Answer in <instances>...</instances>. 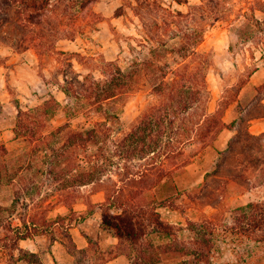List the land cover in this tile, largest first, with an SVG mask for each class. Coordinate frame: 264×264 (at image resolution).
<instances>
[{
    "label": "rangeland",
    "instance_id": "1",
    "mask_svg": "<svg viewBox=\"0 0 264 264\" xmlns=\"http://www.w3.org/2000/svg\"><path fill=\"white\" fill-rule=\"evenodd\" d=\"M151 1L148 4L145 0H95L82 7L75 0H51L36 23L20 14L16 5L0 11H7L10 17L8 22L0 24V204L7 206L1 214L0 231L4 235L6 226L21 224V215L36 219L41 229L51 231L41 230L35 237L41 257L50 247L53 231L70 254L63 264H104L111 255L106 240L110 235L96 231L91 249L80 250L72 238L69 223L82 222L81 216L95 208L91 203L105 200L111 183L109 175L117 185H124L118 174L123 171V161L106 157L103 182L65 187L64 175H59L57 170L52 172L49 158L25 156L31 144L16 137L13 131L20 106L34 108L53 95L61 102L52 119L54 125L69 121L76 129L91 127L106 119L105 114L90 112L92 106L86 100L69 98L60 83L78 78L83 81L88 73L103 77L106 65L115 61L134 77V87L129 93L109 104L124 126V131L115 136L123 135L155 97V76L146 67L153 56L152 48L163 54L157 62L174 67L178 63L175 54H164L173 49L192 51L195 30L203 28L199 50L204 54V61L192 57L187 61L206 71L211 90L210 110L226 100L224 118L231 122L240 114V101L247 120L264 117V90H257L259 83H264V0ZM202 4L206 12L200 10ZM160 5L173 13L193 12L186 18L173 16ZM156 20L162 27L155 24ZM184 30L188 37L184 36ZM149 35L156 38L158 35L157 41H162H147ZM76 84L77 88L85 87L79 82ZM234 134L235 131L225 128L205 144L196 142L185 146L179 161L186 159L187 162L176 169L171 186L166 188L178 196L182 206L180 209L160 207L167 220L187 224L189 218L215 217L220 222H231L233 208L264 197V185L257 178L264 165V135L243 138L227 166L216 170L219 151L227 148ZM205 183L206 188L202 190ZM189 195L197 196L196 200L192 201ZM101 219L102 211L98 210L82 224L95 228ZM220 245L224 254L218 258L219 263L264 264V245L260 243L236 244L235 248L227 242ZM8 253L0 246L2 263L10 262ZM14 253L20 254L17 249ZM35 259L36 256L30 255L17 264H33Z\"/></svg>",
    "mask_w": 264,
    "mask_h": 264
},
{
    "label": "trees",
    "instance_id": "2",
    "mask_svg": "<svg viewBox=\"0 0 264 264\" xmlns=\"http://www.w3.org/2000/svg\"><path fill=\"white\" fill-rule=\"evenodd\" d=\"M75 1L85 7L95 0ZM175 1L189 3V0ZM50 2L0 0V11L16 5L19 6L20 14L36 23L49 8ZM145 3L152 1L145 0ZM160 7L165 9L162 5ZM200 10L206 12L207 9L202 4ZM192 12L170 11V14L186 18ZM9 20L7 11L0 13V24ZM155 24L162 27L157 20ZM183 33L188 37L186 30ZM157 38L149 35L147 41L155 42ZM203 38V28L196 29L192 51L185 53L184 49H173L165 53V56L175 54L178 63L174 67L157 62L163 54L152 48L153 56L146 62V67L151 68L155 76V97L140 119L123 135L115 136V133L124 131V126L119 114L109 109V104L129 93L134 87V77L115 61L106 65L103 77L97 78L93 73H88L83 76V81L78 78L76 81L85 85L82 89L77 88L76 81L60 83L69 98L86 100L92 106L90 112L94 110L105 114L106 119L97 121L91 127L76 129L69 121L54 125L52 119L61 108V102L53 95L34 108L19 107L14 133L31 144L25 156L49 158L52 172L57 170L59 175H64L65 187L103 182L106 157H118L123 161V171L118 174L124 185H117L112 175H109L111 183L105 200L91 203L95 208L82 215L80 221L101 210L104 229L119 239L118 253L126 255L129 264H160L163 261L168 264H225L218 261L224 254L220 242L234 244L233 247L251 242L264 245V197L233 208L231 222L206 217L202 220L189 218L187 224H178L167 220L159 210L160 207L180 209L182 206L177 201L178 196L167 192L166 188L171 186L176 169L187 162L186 159L179 161L186 145L196 142L205 144L225 128L235 131L227 148L219 151L216 170L221 171L232 155H236L243 138L256 139L264 135L251 132L253 117L247 120L240 101V114L231 122L224 118L228 107L226 100L219 103L215 110H210L211 90L206 71L204 67L194 66L187 61L190 57L204 61V54L199 50ZM257 90H264V83ZM209 175L210 172L206 174V183ZM257 178L264 185V165ZM206 183L202 190L206 188ZM189 198L194 201L197 196L189 195ZM6 209L7 206L0 204V223L1 214ZM20 219L21 224L6 226L4 235L0 231V246L10 252V262L0 261V264H17L30 255L40 260L39 254L23 248L20 241L35 238L41 230L43 233L51 232L50 228L41 229L36 219H28L25 215H21ZM79 223H69V226ZM52 234V241H55L57 238L53 231ZM14 249L20 254L16 255Z\"/></svg>",
    "mask_w": 264,
    "mask_h": 264
},
{
    "label": "crops",
    "instance_id": "3",
    "mask_svg": "<svg viewBox=\"0 0 264 264\" xmlns=\"http://www.w3.org/2000/svg\"><path fill=\"white\" fill-rule=\"evenodd\" d=\"M262 83L263 82L259 83V85H261ZM250 130L254 134L264 133V117H261L255 121L252 120ZM90 218L91 216L71 228L72 238L76 243L77 248L80 250L89 251L91 249V245L93 244L92 240L93 236L96 234V231L98 233L106 231L103 227L102 219L99 221L95 228L89 229L87 227H84L82 223L87 222ZM35 240V238H27L20 241V244L23 248L29 249L31 252L39 254L40 260L32 262L33 264H63V262H66L67 260L66 257L70 255L65 244L56 239L55 241H51L50 247L47 250L45 256L41 257L39 253L40 247ZM106 240L107 242H109L107 243V246H109L108 250L111 255L107 257L104 264H129V260L126 255L118 253L117 244L119 242V239L113 235H110L109 238H106ZM23 260L24 259H21L18 263L22 262Z\"/></svg>",
    "mask_w": 264,
    "mask_h": 264
}]
</instances>
